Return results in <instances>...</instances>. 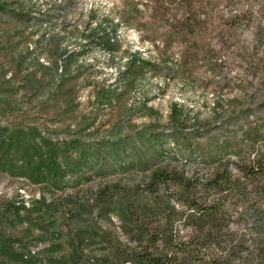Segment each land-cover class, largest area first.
<instances>
[{
  "label": "rangeland",
  "instance_id": "1",
  "mask_svg": "<svg viewBox=\"0 0 264 264\" xmlns=\"http://www.w3.org/2000/svg\"><path fill=\"white\" fill-rule=\"evenodd\" d=\"M0 6V146L19 133L26 134L23 146L34 143L41 133L67 150V165L79 151L91 156L83 171H68L71 183L54 195L20 178L22 150L11 160L0 150V264H15L1 254L4 243L39 264L70 261L67 212L32 211L36 201L142 183L150 173L126 163L134 149L153 151L156 136L165 137L162 150L174 164L205 178L219 162L264 149V0ZM250 128L261 138L256 145L245 139ZM94 157L99 172L90 168ZM207 157L213 163H204ZM106 221L98 219L102 230L113 229ZM115 226L120 232L118 220ZM94 251L96 260L103 257L99 246Z\"/></svg>",
  "mask_w": 264,
  "mask_h": 264
},
{
  "label": "trees",
  "instance_id": "2",
  "mask_svg": "<svg viewBox=\"0 0 264 264\" xmlns=\"http://www.w3.org/2000/svg\"><path fill=\"white\" fill-rule=\"evenodd\" d=\"M106 46L111 48L110 42ZM35 134L34 143L23 146L26 134L19 133V140L8 138L0 150L9 160L22 150L20 178L55 195L71 183L65 180L68 171H83L90 150L77 152L78 160L67 165V150L60 151L47 136ZM245 134L253 145L261 141L255 129ZM156 138L153 151L143 152L144 146L134 149L126 163L130 169L150 173L142 183L132 187L106 184L92 196L57 198L49 204L45 198L36 201L32 211L53 207L67 212L64 224L72 257L62 264H264V149L253 158L241 153L237 155L241 161L219 162L205 178L199 172L188 175L187 165L174 164L175 154L172 158L162 150L165 137ZM175 145H179L177 140ZM92 159L90 168L101 171V162ZM213 161L207 157L204 163ZM113 215L120 232H116ZM100 218L113 229L102 230ZM95 246L103 252L98 260ZM13 249L6 243L1 247V254L11 263L39 264Z\"/></svg>",
  "mask_w": 264,
  "mask_h": 264
},
{
  "label": "built area",
  "instance_id": "3",
  "mask_svg": "<svg viewBox=\"0 0 264 264\" xmlns=\"http://www.w3.org/2000/svg\"><path fill=\"white\" fill-rule=\"evenodd\" d=\"M116 218L112 217V222L115 223ZM119 230V229H118Z\"/></svg>",
  "mask_w": 264,
  "mask_h": 264
}]
</instances>
